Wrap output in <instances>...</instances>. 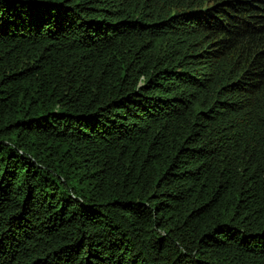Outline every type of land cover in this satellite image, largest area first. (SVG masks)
<instances>
[{
  "label": "trees",
  "instance_id": "obj_1",
  "mask_svg": "<svg viewBox=\"0 0 264 264\" xmlns=\"http://www.w3.org/2000/svg\"><path fill=\"white\" fill-rule=\"evenodd\" d=\"M0 264H264V0H0Z\"/></svg>",
  "mask_w": 264,
  "mask_h": 264
}]
</instances>
